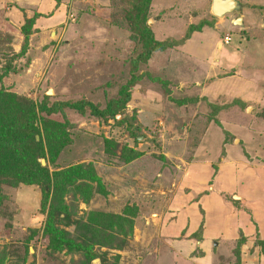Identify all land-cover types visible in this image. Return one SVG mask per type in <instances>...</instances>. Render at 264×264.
I'll use <instances>...</instances> for the list:
<instances>
[{
  "label": "rangeland",
  "instance_id": "obj_1",
  "mask_svg": "<svg viewBox=\"0 0 264 264\" xmlns=\"http://www.w3.org/2000/svg\"><path fill=\"white\" fill-rule=\"evenodd\" d=\"M238 1L219 18L213 0H152L145 62L133 0H0V91L64 127L51 177L87 171L65 234L46 233L51 185L0 184V264H264V0ZM127 85L117 119L92 113ZM94 213L127 222L102 232Z\"/></svg>",
  "mask_w": 264,
  "mask_h": 264
},
{
  "label": "trees",
  "instance_id": "obj_2",
  "mask_svg": "<svg viewBox=\"0 0 264 264\" xmlns=\"http://www.w3.org/2000/svg\"><path fill=\"white\" fill-rule=\"evenodd\" d=\"M151 2L152 0H133V3H131L132 9L129 12L130 16H128V22L131 24L132 30L142 35V40L145 42L144 46L147 49L145 62L150 58V54L160 46L154 39L153 32L145 20ZM28 26L30 28L31 25ZM28 28L24 29L26 38L30 34ZM9 70L11 69L9 68ZM134 84L135 82L132 83V85ZM128 88L127 85L125 90L121 91L118 98L113 99L106 109L100 110V108L90 105L92 113L98 118L114 117L117 119V116L131 101V93ZM82 104L84 103L81 102L79 105L82 108L81 110L85 109ZM22 106H24L23 110H21ZM37 111L38 106H35L33 102L0 91V184H10L13 187L21 183L29 185L42 184L48 187L51 185L50 189L53 188L54 194L50 203V210L47 213L46 233H52L55 229L56 232L65 234L63 230L54 228L56 219L65 226L69 225L66 219L61 218L62 215L66 217L68 215V207L64 203V196L68 187L74 183V177L83 174L85 176L87 171L76 166V168L67 171L55 172L51 177L48 166H42L39 162L42 159L47 160L44 148L53 158L65 148L68 136L66 137L64 127L57 122L44 117L38 119ZM43 111L52 114L57 112L58 109L53 106L51 111H48L47 106L42 105L39 112ZM40 123L44 125L43 137L41 136ZM38 136L40 140H38ZM88 172L90 171L88 170ZM48 202L49 196L46 194L42 205L44 212H46ZM92 216L96 217L93 226L98 225V229L102 232L108 227H113V225L121 227L127 222L112 214L94 213ZM51 227L54 229H51ZM102 232L94 234L100 239V243H104L103 241L106 239V235H103ZM59 248L62 249L61 246Z\"/></svg>",
  "mask_w": 264,
  "mask_h": 264
},
{
  "label": "water",
  "instance_id": "obj_3",
  "mask_svg": "<svg viewBox=\"0 0 264 264\" xmlns=\"http://www.w3.org/2000/svg\"><path fill=\"white\" fill-rule=\"evenodd\" d=\"M241 9V5L238 0H213L212 13L219 18H223L226 14L238 11ZM236 24H242V19L239 18ZM45 165V162L42 161Z\"/></svg>",
  "mask_w": 264,
  "mask_h": 264
},
{
  "label": "built area",
  "instance_id": "obj_4",
  "mask_svg": "<svg viewBox=\"0 0 264 264\" xmlns=\"http://www.w3.org/2000/svg\"><path fill=\"white\" fill-rule=\"evenodd\" d=\"M229 42H230V38H228V37L225 38V43H226V44H229Z\"/></svg>",
  "mask_w": 264,
  "mask_h": 264
},
{
  "label": "flooded vegetation",
  "instance_id": "obj_5",
  "mask_svg": "<svg viewBox=\"0 0 264 264\" xmlns=\"http://www.w3.org/2000/svg\"><path fill=\"white\" fill-rule=\"evenodd\" d=\"M242 6V5H241Z\"/></svg>",
  "mask_w": 264,
  "mask_h": 264
}]
</instances>
